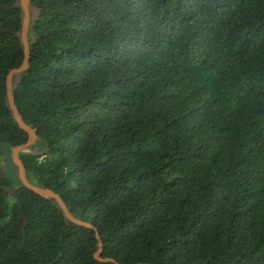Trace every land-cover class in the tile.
Listing matches in <instances>:
<instances>
[{"label":"trees","instance_id":"1","mask_svg":"<svg viewBox=\"0 0 264 264\" xmlns=\"http://www.w3.org/2000/svg\"><path fill=\"white\" fill-rule=\"evenodd\" d=\"M29 12L12 94L38 139L20 160L93 228L26 188L9 157L0 264H264V0H29ZM23 16L0 0L6 156L28 140L6 94ZM96 235L114 262L94 258Z\"/></svg>","mask_w":264,"mask_h":264},{"label":"water","instance_id":"2","mask_svg":"<svg viewBox=\"0 0 264 264\" xmlns=\"http://www.w3.org/2000/svg\"><path fill=\"white\" fill-rule=\"evenodd\" d=\"M19 1H20V6H21L23 13H24L23 20H22V30H21V41L23 44V60H22L21 65L18 68L10 70L6 76V94H7V101H8L9 107L11 109L13 118L16 121L18 127L27 133L28 140L24 144L13 147L11 149L10 159L13 162V164L17 167L18 178L26 188H28L30 191L37 194L41 198L54 199L56 201V203L58 204V206L60 207V209L62 210L64 216L70 222H72L76 225L82 226V227L93 228V226L91 224L74 218L69 213L66 205L64 204L63 200L61 199V197L59 195H57L56 193H54L50 189L40 188V187H36V186L31 185L27 181L26 176H25V170H24L23 164L20 160V153L24 152L30 146H32L34 144V142L38 139V136L36 135V129L26 125L22 121L21 116H20V114H19V112L15 106L13 94H12V78L16 74L24 73L28 69V66H29V47H28V42H27V31H28L29 20H30L29 0H19ZM2 8H3V10L8 11V10L14 9L15 5H12L9 7H2ZM0 32H3V31L0 30ZM11 34H14V33H11ZM3 154H4V152L0 148V155H3ZM3 191L5 194H8L14 200L18 201L19 204L21 205V203L19 201V197H18V190L14 187L13 184H10L9 186L4 187ZM22 216H23V213L21 211V217ZM24 222L26 224V220H24ZM96 238L98 240L99 248H98L97 252L95 253L94 258L96 260H99V261L114 262L113 260H107V259L102 260V259H100L99 254L102 250V244L99 240L98 235H96Z\"/></svg>","mask_w":264,"mask_h":264},{"label":"flooded vegetation","instance_id":"3","mask_svg":"<svg viewBox=\"0 0 264 264\" xmlns=\"http://www.w3.org/2000/svg\"><path fill=\"white\" fill-rule=\"evenodd\" d=\"M9 157L10 156H6V155H0V172H4V170L8 167L9 164Z\"/></svg>","mask_w":264,"mask_h":264},{"label":"rangeland","instance_id":"4","mask_svg":"<svg viewBox=\"0 0 264 264\" xmlns=\"http://www.w3.org/2000/svg\"><path fill=\"white\" fill-rule=\"evenodd\" d=\"M10 155H11V153H10Z\"/></svg>","mask_w":264,"mask_h":264}]
</instances>
